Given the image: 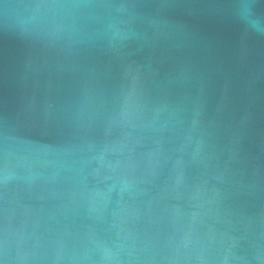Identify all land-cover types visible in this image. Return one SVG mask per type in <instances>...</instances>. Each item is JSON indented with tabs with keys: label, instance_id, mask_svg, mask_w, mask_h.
Wrapping results in <instances>:
<instances>
[{
	"label": "water",
	"instance_id": "obj_1",
	"mask_svg": "<svg viewBox=\"0 0 264 264\" xmlns=\"http://www.w3.org/2000/svg\"><path fill=\"white\" fill-rule=\"evenodd\" d=\"M0 264H264V0H0Z\"/></svg>",
	"mask_w": 264,
	"mask_h": 264
}]
</instances>
